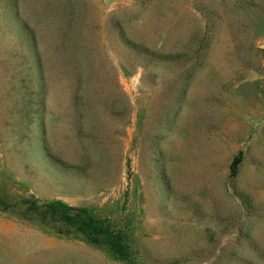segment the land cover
<instances>
[{
	"label": "rangeland",
	"instance_id": "rangeland-1",
	"mask_svg": "<svg viewBox=\"0 0 264 264\" xmlns=\"http://www.w3.org/2000/svg\"><path fill=\"white\" fill-rule=\"evenodd\" d=\"M34 199L138 264H264V0H0V264H129Z\"/></svg>",
	"mask_w": 264,
	"mask_h": 264
},
{
	"label": "trees",
	"instance_id": "trees-1",
	"mask_svg": "<svg viewBox=\"0 0 264 264\" xmlns=\"http://www.w3.org/2000/svg\"><path fill=\"white\" fill-rule=\"evenodd\" d=\"M14 17L16 18V15ZM22 31L25 36L31 33L24 26H22ZM33 38L32 36V41H34ZM30 46L32 54L38 59L39 55L35 44L33 43ZM135 46L141 48L142 53L159 60L171 61L181 57V54L159 53L138 44H135ZM236 171L237 161L232 166L233 174ZM30 203L31 206L28 207L31 211L30 216L49 224L56 232L71 234L90 243L105 246L114 257L129 264H138L130 246L128 232L113 221L107 218H99L86 208L73 207L60 199L43 200L41 202L34 199ZM165 264H181V261L174 260Z\"/></svg>",
	"mask_w": 264,
	"mask_h": 264
}]
</instances>
